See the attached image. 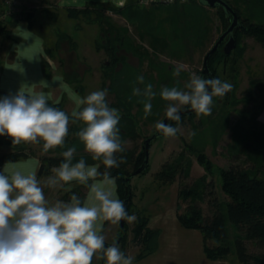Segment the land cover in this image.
Returning <instances> with one entry per match:
<instances>
[{
    "label": "rangeland",
    "instance_id": "obj_1",
    "mask_svg": "<svg viewBox=\"0 0 264 264\" xmlns=\"http://www.w3.org/2000/svg\"><path fill=\"white\" fill-rule=\"evenodd\" d=\"M90 3H87L85 7ZM105 4H110L119 9L124 7L116 6L113 3ZM42 6L49 10L50 14L42 11L37 14L42 26L34 31L41 38L44 48L42 59L46 63H44V69L42 64H40V67L43 79L45 81L49 80L47 83H42V87L33 90L31 77L27 78L29 82L24 79L23 72L24 74L26 72L24 67L28 68L30 76L35 73L34 60L37 59V55L33 44L29 43L26 46L19 47L17 41H10L0 46V82L2 85L5 86L6 83L10 82L15 83L18 79L24 80L26 82L24 85H26L29 94L44 93L48 102L60 104L59 109L66 112L70 117L69 134L62 147H56L44 153L42 142L24 143L27 156L20 160L32 158L37 161L39 166L44 164L42 163L43 157L62 156L63 151L75 147L71 144L75 136L72 130L74 127L82 128L84 126L82 122H72L71 113L77 110L76 101L86 97L91 92L107 89L106 101L110 107L116 106L115 94L111 93L110 80L106 77L109 75L107 64L111 61V55L107 50L96 49L97 44L100 46L105 43V34L110 32L111 29H116L121 32V35L124 33L127 36V39L122 43V49L116 52L117 56L123 57L122 62L119 61L110 66L114 71H122L119 77L122 95L125 96L126 92H130V96H128L131 98L130 113L131 120L134 123L131 127H133L135 134L123 137L122 141H124L125 151L134 153L140 150L147 137L157 131L154 125L157 121H162L165 115L166 107L170 102L164 101L160 96L159 93L162 88L177 87L181 90H187L184 89V85L189 81L192 73L201 76L205 54L229 24V21H227L225 26L224 22L226 20L222 18L221 10L201 5L198 0H185L182 5L175 7L164 4L143 8L139 6L140 10H145L144 12L148 14L149 19L132 18L130 20L120 13L111 11L110 8L104 9L101 23L103 30L96 22H92L91 18H96V15L92 13L87 18L80 16L73 22L67 23L65 27L62 24L53 26V16L51 15L53 0L42 1L36 9H40ZM77 27L78 29H76ZM64 31L72 34L75 48H68L66 40H61L59 49L53 50V43L58 38L59 33ZM18 42L20 43L21 40H18ZM239 45L244 47V51L234 65L238 71L237 85L234 88L233 97L229 98L230 101L235 98L237 103L234 106L228 105L224 103V96L218 97L219 101L213 100L210 115L197 116L195 114L190 119L185 118L179 124L181 129L179 134L185 142L204 151L213 164L212 174H206L195 157L187 153V147H184L179 137H165L162 134L151 141L148 171L131 178L130 188L133 193V203L136 207L140 208L146 203L145 197L147 194H149L148 196L159 195L161 190L158 188L162 185H157L153 181V174L159 170L162 163L171 161L183 150L186 159L190 161L189 174L187 177L177 176L167 193L177 197L180 186L191 185L195 179L206 176V182H213L214 193L218 200L222 201L226 198L220 189V178L217 169L244 163V156L239 158L233 155L235 152L233 147V136L236 133L235 124L241 118V112H250L248 115L245 113V118L248 120L255 116L258 111V104L261 103L264 96V87H262V90L259 88L253 89L252 98H248L249 77L257 76L264 82V45L258 43L254 38L246 36L240 39ZM45 48H51V56ZM229 61L215 63L214 70L220 80L232 84L233 80L229 75V68L231 67ZM25 64H28V66ZM179 65H183L184 70L181 71L179 76H174L173 72ZM138 76L144 77V84H138ZM147 84H152L156 96L151 100V113L145 118V98L143 96H133L132 89L133 87L143 89ZM119 113L121 114L120 110ZM221 114H223V119L219 117ZM257 119L261 124H264V103ZM2 140L7 144H0V155L12 151V147L8 144L9 140L12 141L11 138L7 135L0 136V141ZM245 143L243 142L242 145L244 146ZM76 144L74 156H91L85 151L82 142L78 141ZM262 155L264 156L263 150ZM94 164H100V162L95 161ZM248 164L251 165L252 163L248 162ZM52 168H48L46 173L43 172L41 176H37L42 187L47 178L53 175ZM44 193L46 199L50 203H54L56 200H61L59 197L67 192L63 188L44 187ZM142 198L144 199L142 200ZM208 199V196H204L203 201H196L202 208L205 218H211L215 211L214 207L208 203ZM176 204L180 206V212L186 206V203L180 201L178 197ZM133 222L127 221L126 245L123 249L125 253L132 257L140 250L135 242L131 240ZM104 225L105 243L109 244L116 240L118 225H112L110 222H104ZM247 246L251 252L261 251L260 247L251 242H248ZM93 264H100V260L94 257Z\"/></svg>",
    "mask_w": 264,
    "mask_h": 264
},
{
    "label": "clouds",
    "instance_id": "obj_2",
    "mask_svg": "<svg viewBox=\"0 0 264 264\" xmlns=\"http://www.w3.org/2000/svg\"><path fill=\"white\" fill-rule=\"evenodd\" d=\"M183 70L184 66L179 65L173 75L179 76ZM137 82L144 84V77L138 76ZM232 87L218 78L192 73L184 85L187 90L162 88L160 96L170 102L165 116L177 126L157 121L155 129L165 137H175L181 131L180 112L185 106L197 116L210 115L213 97H223ZM132 94L145 98L146 118L156 96L152 84L143 89L133 87ZM107 95V89L91 92L76 101L77 110L71 113L73 123L84 125L76 133L79 141L104 171H99L100 164L88 165L84 158L74 163L76 148L70 147L62 152L63 160L52 168L53 175L43 187L35 174L0 172V264H93L94 257L104 264H133L134 258L126 256L117 242L106 246L101 234L103 222L118 225L136 218L128 215L124 202L117 198L116 178L109 171L124 163L117 154L125 148L118 128L119 110L109 106ZM69 123V115L49 106L44 93L25 94L19 90L14 96L0 98V136L7 135L15 145L43 141L44 153L62 147ZM71 182L88 188L86 200L76 194L67 202L50 203L46 199L44 187L68 192Z\"/></svg>",
    "mask_w": 264,
    "mask_h": 264
},
{
    "label": "trees",
    "instance_id": "obj_3",
    "mask_svg": "<svg viewBox=\"0 0 264 264\" xmlns=\"http://www.w3.org/2000/svg\"><path fill=\"white\" fill-rule=\"evenodd\" d=\"M42 1L45 0H41L39 2L40 5ZM225 1L232 7L239 18V26L235 28L233 33L236 45L235 48L226 55L223 49H221V44L210 56L208 67L210 70V78H218L214 70L215 63L228 62L230 60L229 63L231 67L229 68V75L233 80V87L230 92L224 95V103L234 106L237 103L235 98L232 100L233 103L229 100L230 97H233V91L237 85L238 71L234 65L244 51V47L240 46L239 42L242 37L246 36L252 37L258 43L264 45V0ZM182 4L183 3L177 2L171 4V6L175 7ZM199 4L201 3L199 2ZM159 5L163 4H154L151 6ZM141 7L142 6H140V8ZM109 8L111 11L120 13L123 17L130 20H132V18L149 19L148 14L144 12L145 10H140L136 0H127L126 4L121 9L111 6L110 4L91 2L87 7L81 10H70L69 15L74 17V19H78L80 16H85V18H87L91 13L95 14L96 18H91L92 22H96L99 27L102 28V11ZM217 9L222 11V18L226 20H224L226 26L227 21L230 23L229 15H226L221 7ZM40 11L50 14V11L46 10L43 6L40 9L23 8L18 9V11L15 10L5 21H0V46L5 42L17 41L13 35V28L20 23H25L29 29L37 31L39 27L42 26V22L39 20L35 21L34 16L40 13ZM105 36V43L100 46L97 44L96 49L101 48L102 50H107L111 55V61L107 64L109 75L106 77L110 80L109 88L111 93L115 94L116 106H113L121 111L118 128L120 130L121 139H123L125 136L135 134L133 127H131L134 123L131 120L130 113L131 98L128 97L130 96V92H126L125 96L122 95V89L119 84V77L122 71H114L110 65H115L119 61L122 62L123 57L117 56L116 52L122 49V43L127 39V36H125L124 33L121 35V32L116 29H111ZM65 37V34L59 33L58 38L53 43V50L59 49L60 42L61 40H65ZM68 40L72 41L71 38ZM45 50L50 54L49 56H51V48H45ZM44 61L43 59L41 60L43 69L44 63H46ZM263 83L261 78L250 76L248 98H252L254 93L253 89L259 88L262 90V87H264ZM218 99V97H213L215 101H219ZM263 103L264 96L262 97L261 103L258 104V111L255 113V116L248 120L245 116L246 114H250V112H241V118L238 119L235 124L236 133L233 136V147L235 148V152L233 155L239 158L244 156V163L242 165H232L228 168L217 169L220 178V189L226 198L222 201L218 200L214 193V184L213 182H206V176L195 179L191 185L180 186L177 192L178 199L186 203L184 210L181 212L179 211L180 206L177 205V220L184 228L198 229L201 231L203 237V252L206 257L211 260L229 259L236 264H264V156L262 155V150L264 151V124H261L257 119L258 114L262 110ZM48 105L56 108L61 107L58 103L51 104L48 102ZM184 108L189 107L185 106ZM195 114L196 113L180 115V123L183 122L185 118L190 119ZM219 117L223 119V114ZM167 124H171L173 127L177 126L176 122L170 120H168ZM80 129L81 128L74 127L72 130L75 136L71 144L75 147L77 146L76 143L79 141L76 133ZM176 136L182 140L184 147H187V153L195 157L197 163L203 167L206 174H212L214 170L213 164L204 151L188 145L179 133ZM41 142L43 143V141L39 143ZM243 142H246L244 146L242 145ZM0 144H7V142L2 140ZM8 144L12 147V151L0 155V166L4 163L17 161L27 156L23 142L19 145H15L9 140ZM144 156L145 150L143 143L140 150L137 152L132 153L124 150L122 153L117 154L118 158H124V163H121L119 167H114L109 171L111 175L116 178V193L117 198L120 200L124 201L127 198L128 188H130L131 179L127 185L125 178L142 164ZM80 158H84L88 165H93L95 162L92 160L91 156H74L73 162H77ZM62 160V156L43 157L42 163L45 165L44 173H46L48 168L58 166ZM248 162L252 164L250 165ZM189 167L190 161L186 159V154L183 150L171 161L162 163L159 170L153 174V181L156 182L157 185H170L177 176L187 177L189 174ZM148 168L149 165H147L145 170L141 173L147 172ZM99 171H104V166L102 164L99 167ZM70 187L71 191L61 195L59 199L67 202L72 194H76L83 201L88 188L77 182H72ZM204 196L209 197L208 203L215 209L211 218H205L202 208L196 203V201H203ZM126 211L128 215L134 214L136 217L131 228V240L135 242L140 249L133 257L134 260H139L157 249L160 231L152 230L147 227L149 218L148 210L145 206L138 208L134 205L131 188L130 199L128 200ZM118 229L115 239L118 237ZM126 229L127 221L125 220L118 243L121 251L124 253ZM248 242L260 247L261 251H249L247 246Z\"/></svg>",
    "mask_w": 264,
    "mask_h": 264
},
{
    "label": "crops",
    "instance_id": "obj_4",
    "mask_svg": "<svg viewBox=\"0 0 264 264\" xmlns=\"http://www.w3.org/2000/svg\"><path fill=\"white\" fill-rule=\"evenodd\" d=\"M16 1V11H18V9L23 8H37L39 7V2L41 0ZM90 2L113 3L116 6L123 3L124 6L127 0H53V11L51 12V15L53 16V26L62 24L65 27L67 23H70L71 21L73 22L75 19L69 15V11L73 9H82L87 3ZM37 14L34 16L35 21L38 20ZM76 29H78V27ZM74 32L76 31L74 30ZM63 34L66 36L65 40L67 42L68 48H75L72 34L67 31H64ZM13 35L15 36L17 45H19V47L26 46L29 43L33 44L35 54L37 55V59L34 60L35 73L33 76H30L28 73V68L24 67L26 72L25 74L23 72V76L26 82H29L27 78L31 77L30 79L32 81H30L31 85L33 86V90H35L37 87H42V83H47L49 80L45 81L41 73L42 71L40 64L43 58L42 52L44 50L41 38L35 33L34 30L29 29L25 23H20L15 28H13ZM69 38L72 39L71 44L68 40ZM18 40H21V42L19 43ZM25 65L28 66V64ZM17 81L22 83L15 84L18 83ZM26 82L24 80L18 79L15 81V83H6L5 86L0 82V98L17 94L19 90L25 94H29L28 89H26V85H24ZM38 168L39 164H37V161L35 159L28 158L12 163H6L1 166L0 172L8 174L11 171L19 170L24 174H35L37 177ZM170 185H162L159 187L158 189L161 190L159 195L148 196L149 194H147L145 197L146 203L142 206H145L149 213L147 227L152 230L160 231L158 246L154 252L143 257L142 259H133V264H236L229 259L211 260L206 257L205 253L203 252V237L201 231L198 229H187L179 224L177 220V197L167 193L168 189L172 187ZM87 193L84 200L87 198ZM143 199L144 198H142V200ZM104 226L105 225L103 222V230L105 228ZM103 230L101 234L105 232V230ZM126 255L130 256L127 253Z\"/></svg>",
    "mask_w": 264,
    "mask_h": 264
},
{
    "label": "water",
    "instance_id": "obj_5",
    "mask_svg": "<svg viewBox=\"0 0 264 264\" xmlns=\"http://www.w3.org/2000/svg\"><path fill=\"white\" fill-rule=\"evenodd\" d=\"M202 5L207 6L209 8H222L223 12L226 15H229L230 18V23L228 27L219 35L215 43L212 45V47L208 50V52L205 54L203 58V63H202V69H201V77L202 78H210V70L208 67V60L210 56L216 51L217 48H219L222 44V49L224 54H229L234 48H235V38H234V30L237 26H239V18L236 14V12L232 9L231 6L225 1V0H198ZM195 113L194 110H191L189 108H183L182 111L180 112V115H185V114H191ZM163 122L167 123L168 119L164 115ZM162 135V133L155 131L150 137L146 138L143 142L144 150H145V156L142 164L134 171L132 172L129 176L125 178V181L127 185L129 184L130 179L133 176H136L143 172L145 168L148 165V157H149V148L151 141L154 140L156 137ZM45 165L41 164L38 168L37 175L41 176L44 172ZM129 187V186H128ZM130 199V188H128V195L127 198L123 201L125 208H127V203L128 200ZM124 221H121L119 223V229H118V237L116 238L115 242L119 243L120 241V234L121 230L123 228ZM114 242V241H113ZM113 242L109 244H105L106 246L111 245ZM101 264H104L103 260H100Z\"/></svg>",
    "mask_w": 264,
    "mask_h": 264
},
{
    "label": "built area",
    "instance_id": "obj_6",
    "mask_svg": "<svg viewBox=\"0 0 264 264\" xmlns=\"http://www.w3.org/2000/svg\"><path fill=\"white\" fill-rule=\"evenodd\" d=\"M177 2L183 3L185 0H137V4L142 7L154 4L171 5ZM16 4V0H0V21H5L16 10Z\"/></svg>",
    "mask_w": 264,
    "mask_h": 264
}]
</instances>
